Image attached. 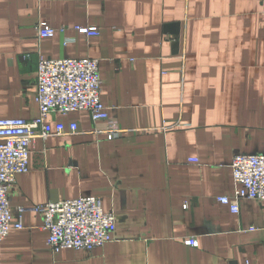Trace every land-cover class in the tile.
<instances>
[{
    "label": "crops",
    "instance_id": "1",
    "mask_svg": "<svg viewBox=\"0 0 264 264\" xmlns=\"http://www.w3.org/2000/svg\"><path fill=\"white\" fill-rule=\"evenodd\" d=\"M261 12L258 0H0V120L38 116L39 57L90 58L122 130L108 140L88 112L47 116L9 191L13 220L25 211L0 264H264V201L237 214L218 202L234 194L233 157L264 155ZM40 22L52 38L38 39ZM83 197L115 216L112 240L51 252L31 208Z\"/></svg>",
    "mask_w": 264,
    "mask_h": 264
},
{
    "label": "built area",
    "instance_id": "2",
    "mask_svg": "<svg viewBox=\"0 0 264 264\" xmlns=\"http://www.w3.org/2000/svg\"><path fill=\"white\" fill-rule=\"evenodd\" d=\"M262 5L264 18V0ZM38 39L52 38L55 31L45 23L36 26ZM81 35L95 37V28H76ZM99 60L38 58L37 94L38 116L24 119L0 120V250L1 244L13 229L22 228L18 208V220L12 218L9 191L19 174L28 171L29 147L37 139L45 140L49 130L45 120L49 114L62 115L85 111L93 122L101 123L108 140L120 137L122 130L112 121L101 99ZM76 130L75 124L69 127ZM196 162L195 160H193ZM234 194L220 197L218 202L227 205L233 214L239 212L240 200L264 201V155H235L231 162ZM31 210L42 216V229L48 233L47 246L53 253L61 250H92L109 243L116 229V218L102 210L96 197H83L58 203L34 206ZM195 247V241H187Z\"/></svg>",
    "mask_w": 264,
    "mask_h": 264
}]
</instances>
